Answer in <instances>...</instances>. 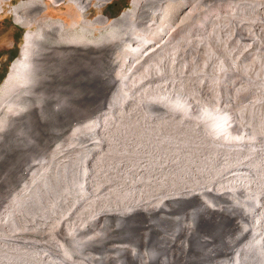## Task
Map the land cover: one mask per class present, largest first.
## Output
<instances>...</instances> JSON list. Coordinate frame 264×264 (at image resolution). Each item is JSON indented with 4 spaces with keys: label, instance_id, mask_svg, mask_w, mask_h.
<instances>
[{
    "label": "bare ground",
    "instance_id": "obj_1",
    "mask_svg": "<svg viewBox=\"0 0 264 264\" xmlns=\"http://www.w3.org/2000/svg\"><path fill=\"white\" fill-rule=\"evenodd\" d=\"M67 1L74 3L83 13L80 22L71 28L62 19L43 17V12L48 8L46 0L22 1L14 9L16 18L28 28L20 56L13 61L9 75L0 85V163L13 154L12 150L25 147L24 149L29 151L25 145H34V147L48 145V134L41 132L44 133V137H41L42 130L39 128L49 122L45 111L49 110L48 107H52L53 123L58 128L54 129L50 136L59 139V144H56L53 150H49V153L40 150L39 161L31 160L26 163L23 161L24 164L19 165V170L29 171V178L24 180L30 184L31 190L26 188L25 183L18 198L26 200L31 197L30 191L35 190L33 197L36 202L33 206L36 211L24 212L30 216L27 218L31 221L35 217L40 219L43 223L42 227L44 224L47 225L46 221L53 219L48 223V227L54 228V237L42 235L39 239H30L31 242H36H32L31 245L26 236L19 235L18 229L36 230L39 223L35 221V224L30 226L27 219H24L28 225L20 224L19 227L15 222L17 206H19L17 201L9 199L1 202L0 247L1 245L4 249L6 247V251L3 250V254L0 255V264H173V262L179 264L176 260H187L195 255L208 256L210 264H264V131L259 125L257 126L262 122L264 125V121L255 123L253 120H244L246 112L243 114L244 110L242 113L237 110L242 106L238 107L234 100L228 97L232 92L229 94L226 92L228 95L221 100L212 99V95H215L213 93L209 97L202 92L203 95L194 93L190 88V91L188 88V91H185L186 88L177 90L179 87L176 86L175 89L172 87L174 66L176 68L181 66H178L180 64L176 66L178 60L175 53L170 54L167 48V45H170L169 41L175 42V40L166 16L171 5L176 1L180 3L179 0H132V6L113 19L103 13H99L94 18L88 17V10L92 6L101 9L110 0H52L53 3ZM188 2L182 7V12L185 14L205 1ZM256 2L251 5L264 6V2L259 3L257 0ZM179 5L175 8H180ZM171 9H174L173 5ZM179 11L181 10L178 9V13ZM213 11L208 14L211 16L209 20L216 24L223 11L218 4H215ZM241 12L238 17L246 18L252 14ZM236 17H232L231 28H234L235 34L244 36L246 33L240 24L241 20ZM251 17L256 23L258 22V25L264 24V16ZM227 21L223 23L227 24ZM34 23L37 24L36 28H32ZM208 27L198 28L199 35H197L204 37V40H201V37L195 43L194 40L189 45L182 44L183 47H187L182 52L184 66L181 69L184 71L188 61L192 64L188 67L189 71L194 74L195 70H200L201 67L199 65L197 69L194 58H198L203 47L213 45L222 50L225 47L226 42L224 41L223 45L220 33L225 27L221 31L217 30L218 26L215 31L211 28L209 30ZM231 28H225L227 34L231 33ZM177 33L179 36V32ZM194 38L196 39V36ZM176 41H179L178 38ZM262 43L257 37L256 54L259 52L262 54V50L264 51ZM246 45H248L246 42L235 41L231 50L225 49L227 63L224 61L220 65L224 69L230 66L235 71L242 70L248 73L250 70L246 62L249 60L246 59L247 56H241L244 50L241 48ZM173 47L174 45L170 47L171 50ZM173 51L176 52L175 49ZM258 59L262 58L258 57ZM93 60L99 63V71L94 69L97 64L92 65ZM252 61H255L254 58ZM252 65L249 63V66ZM206 66L210 68L209 65ZM179 74L183 75L184 72ZM73 75L77 76L76 79L80 78V75L83 76L82 79H77L78 86L82 85L81 89L88 86L96 90L97 94L103 92L102 98L89 110L87 106L79 107L77 103L80 101L71 98L72 93L71 96H65L56 92L61 78L73 77ZM226 76L228 77L229 74ZM181 79L187 78L181 76ZM241 80L248 81V84L251 82L260 88L258 90L262 89L264 94V81L257 82L248 77H243ZM230 83L226 84L229 86L226 88H235L232 86L234 83ZM49 89L52 91H50L51 95L55 96L53 101L48 99L51 96H48ZM223 93L225 94L224 91ZM76 100L78 102L75 105L73 102ZM254 103L253 106L256 105ZM87 111H89L87 115L94 113L93 120L83 119L87 116L85 115ZM74 113L78 114L74 115ZM74 120L78 121L74 123ZM174 124L188 125V128L196 133L192 138L196 137L203 142L207 140L208 144L187 145L188 141L185 145H175V143L169 145L167 140L172 134L169 132L174 129L172 127ZM23 126H26V130H23ZM30 127L35 129L34 136L29 131ZM87 127L90 128L89 133ZM180 127L182 128L181 125ZM86 132L88 134H85ZM192 138L189 140L191 141ZM101 139L106 144L101 145ZM90 141L96 143L92 142L93 145L89 146ZM76 142L79 145H87L86 149L75 150L71 145ZM210 142L214 145H210ZM66 148L68 150H65ZM81 151L85 152L87 157L84 158L82 167L79 164L77 171L76 156ZM110 152L121 155L120 162L116 165L110 161V158H114ZM128 153L134 154L132 157H135L136 166ZM97 157L103 159V162L96 160ZM96 167H98L97 172ZM80 168L83 172L77 174ZM92 169L96 175L93 174ZM107 176L113 178L115 183ZM8 178V174L5 173L0 179V186L6 185L10 179ZM68 185L81 187L82 190L80 199L75 196L77 200L74 202V209L68 207L70 203L67 205L74 196V193L71 194L74 188L68 194L64 193L63 197L56 196L57 191L68 188ZM26 189L28 190L25 191ZM51 195H55V198H51ZM110 196L113 197L112 205L109 204L111 199H107ZM97 204L102 205L100 207ZM85 206L86 208L90 206L93 212L85 215L88 218L80 222L81 220L78 221L74 215L79 209L83 212ZM65 207L69 210L66 215L61 213L62 208L66 209ZM204 227L214 232L213 237L217 239L215 243L202 241L196 230ZM46 228L43 227L40 232H46ZM4 229L15 236L11 235L12 238H8ZM120 235L136 237L135 239L139 241L143 239L147 248L141 246L139 241L135 246L116 245L115 242L114 245L111 239ZM192 238L195 241L191 242ZM14 240H22L28 247L15 244ZM29 247L37 254L24 252L28 251ZM88 248L91 251L87 252ZM96 248H101L104 252L95 255L93 250ZM73 251L80 253L84 258H73ZM83 251L86 253L84 256L81 254ZM109 251H114L115 254ZM84 260H88V263Z\"/></svg>",
    "mask_w": 264,
    "mask_h": 264
},
{
    "label": "rangeland",
    "instance_id": "obj_2",
    "mask_svg": "<svg viewBox=\"0 0 264 264\" xmlns=\"http://www.w3.org/2000/svg\"><path fill=\"white\" fill-rule=\"evenodd\" d=\"M22 1H28V0H0V14H6V15H8L9 17H12V18H14L17 22H20L17 18H16V16H15V6L16 5H18L20 2H22ZM188 1H190V2H188ZM197 0H195L194 2H196ZM205 2L204 3H202V4H200V5H197V6H195L194 8H192V10H191V12H186V14H185V12H182V7H183V4L185 3V2H188V3H192L193 1L192 0H183V2H182V0H179V2L180 3H178L177 1H176V3H174V4H172L173 5V7H174V9L172 10L171 8H172V5H171V7H170V9H169V12H167L168 14H167V16H166V19L168 20L167 22L170 24V26H171V30H172V35H173V39L175 40V42H173V40H171V41H169L170 42V45H167V48H168V50H170V54H173L174 55V53H175V56H176V60H178L177 61V63H176V66H177V64H180V65H178V66H181V68H183V66H184V64L182 63V61H183V54H182V52L183 51H185L186 49H187V47L185 48V47H183V46H186V43L189 45V43H191V41H192V43H193V41H194V43L196 42V41H199L200 39H201V37L202 36H198L199 34H198V28L200 29L201 27H208V29L209 30H211V29H214L213 31H215V29H216V26H218V31H221L224 27L226 28V29H228V27L229 28H231V22H232V17L233 18H235L236 16V18H238V19H240L241 21H240V24H241V26H242V28H243V30H245V33H246V35H244V36H239V35H237V34H235V32H233L234 31V28H231V33H228L227 34V30L224 28V30H222L220 33H221V39H222V43H223V45H224V43H225V47L223 48V50L225 51V49L227 48L228 50L230 49H232L233 47H234V43H235V41H241V42H243V43H245L246 42V44H248V45H246L245 47H247V48H245L244 46H242V48L241 49H244L243 51H245V52H241V56H244L245 55V57H246V59L247 60H249V61H247L246 63L248 64V67H249V70L251 71H249L250 73H252V74H250L249 72L248 73H246V72H244V71H242V70H237V71H235V69L233 70V68H231L230 66L228 67V68H225L224 69V67L222 66V65H220V64H222L221 62H224L225 61V63H227V61L228 60H226L227 59V51H225V52H223V50L221 49V48H219V49H217L215 46H213V45H210L209 47H207V46H205V47H203L202 48V50L200 49V53L198 54V58H194L195 60V63H197L196 64V67H197V69H198V66L199 67H201L200 68V70H195V73L193 74V72H191V71H189V68L188 67H190V66H192V64L190 63V61H188L187 63H186V65H185V67H186V70L184 71V69H181L180 67H175L174 66V70H175V72H174V80L171 82L172 84V87L175 89V87L177 86V87H179V88H177V90H185V88H186V90L185 91H188V89L190 88L191 89V91H194V93H198V94H200L201 92L205 95H207V96H209V97H211V95H212V93L213 94H215V95H212V99L214 98V99H216V98H218V99H221V100H223L230 92H232V93H230L229 95H228V97H230L231 99H232V101L238 106V107H240V106H242V107H240V109H237L238 111H240L241 113H242V110H244L243 112V114H245V112H246V114H245V118H244V120H253V121H255V123H257V121L259 122H261V121H264V119H262V118H264V107H262V106H264V104H262L263 102H264V94H263V91H262V89H261V91L260 90H258V89H260L259 87H257V86H255V85H253L251 82H249V84H248V81H245V80H241L243 77H248V78H251L252 80H254V81H257V82H263L264 80V62L262 63V60L264 61V55H262V54H264V51L262 50V54H261V52H259V54H256V52H257V49L255 50V48H258V47H256L257 45H256V40H257V37H258V39H260V41H261V43L262 44H264V27H263V25L264 24H260L259 23V25H258V22L256 23V21L255 20H253V18L251 17V16H257V17H262V16H264V14H263V12H264V6L262 7V6H259L258 7V5L256 6V5H251V4H256L257 2H256V0H231V2L229 1V0H204ZM209 1V2H208ZM225 1V2H224ZM234 1V2H233ZM241 1H242V4H241ZM251 1H253V2H251ZM259 3L261 2V3H263L264 2V0H257ZM46 2L48 3V8L43 12V17L44 18H55V19H62V20H64V22L67 24V26L68 27H75V25H77L79 22H80V20H81V18H82V16H83V13H81V11H79V9H78V7L74 4V3H71V2H61V3H53L52 2V0H46ZM193 2V3H194ZM220 2V3H219ZM239 2H240V4H239ZM250 2V3H249ZM206 3V4H205ZM235 3V4H234ZM247 3V4H246ZM176 4V5H175ZM180 4V5H179ZM215 4H218L219 5V8L224 12H226L228 9V11L225 13L224 12V14H223V12L221 13V18L219 19V21L218 22H215L216 24H214V23H212V22H210V20H209V18L211 17V16H209L208 14H209V12H214L213 11V8L215 7ZM233 4V5H232ZM264 4V3H263ZM179 5V7L180 8H175V7H177ZM182 5V6H181ZM193 5V4H192ZM202 5V6H201ZM210 5V6H209ZM231 5V6H230ZM132 6V0H110V1H108L101 9H98V8H96L95 6H92L91 8H90V10H88V12H89V14H88V17L89 18H94L96 15H98L99 13H103V14H105V15H108V17L110 18V19H113V18H115V17H118L119 16V14H121L122 13V11H124V10H126L127 8H129V7H131ZM243 6V7H242ZM250 6V7H249ZM257 8H256V7ZM234 7V8H233ZM247 7V8H246ZM210 8V9H209ZM224 8V9H223ZM250 10H249V9ZM260 10H259V9ZM263 10H262V9ZM177 10V11H174V10ZM178 9L179 10H181V11H179V13H178ZM194 9V10H193ZM199 9V10H198ZM231 9V10H230ZM254 11H253V10ZM258 9V11H256V10ZM246 10H247V12H246ZM174 11V12H173ZM207 11V12H206ZM241 11H245V14L246 13H249V14H251V16H247L246 18L245 17H243V16H239L238 17V15H239V13L241 12ZM250 11H252V12H250ZM262 11V12H261ZM175 12H177V13H175ZM197 12V13H196ZM257 12H259V13H257ZM174 13V14H173ZM237 13V14H236ZM242 13V12H241ZM256 13V14H255ZM176 14V15H175ZM200 16H199V15ZM207 14V15H206ZM226 14V15H225ZM231 14V15H230ZM233 14V15H232ZM235 14V15H234ZM173 15H175V17H173ZM262 15V16H261ZM198 16V17H197ZM170 17V18H169ZM180 17V18H179ZM202 17V18H201ZM222 17H223V19H222ZM185 18V19H184ZM195 18V19H194ZM230 18V19H229ZM249 18V19H248ZM207 19V21H205ZM225 19V20H224ZM243 19V20H242ZM251 19V20H250ZM182 20H184V21H182ZM201 20H203V21H201ZM222 20V21H221ZM225 21V23H226V21L228 22L227 24H225V23H223L224 21ZM193 21V22H192ZM196 21V22H195ZM201 21V22H200ZM247 21V22H246ZM249 21H251V22H249ZM177 22V23H176ZM180 22H181V24H180ZM185 22V24H183ZM204 22V23H203ZM255 22V23H254ZM21 23V22H20ZM222 24V25H220V24ZM252 23V24H251ZM22 24V23H21ZM179 24V25H178ZM183 24V25H182ZM187 24V25H186ZM188 24H190V25H188ZM208 24V25H207ZM213 24V25H212ZM245 24V25H244ZM23 26H21L22 27V33L24 34V32L26 33V30H27V26H25L24 24H22ZM174 25H176V26H174ZM178 25V26H177ZM194 25V26H193ZM225 25V26H224ZM210 26H212V27H210ZM261 26V27H260ZM37 27V24L36 23H34L33 25H32V28H36ZM176 27V28H175ZM215 27V28H214ZM254 27V28H253ZM260 27V28H259ZM211 28V29H210ZM253 28V29H252ZM188 31H186V30ZM258 29V30H257ZM197 32H196V31ZM254 30V31H253ZM189 31H191V33L189 32ZM225 31V32H224ZM252 31V32H251ZM257 31H259V32H257ZM260 31H261V33H260ZM175 32V33H174ZM177 32H179V36H178V33ZM195 32V33H194ZM222 32H224V34L222 33ZM257 32V33H256ZM98 33V32H97ZM249 33H251V34H249ZM22 34V36L20 37L21 38V46H20V50H19V53H18V55H17V57H16V59L20 56V53H21V50H22V47H23V44H24V42H25V38H24V35ZM184 34V35H183ZM191 34V35H190ZM198 34V35H197ZM258 34V35H257ZM260 34V35H259ZM183 35V36H182ZM190 35V36H189ZM226 35V36H225ZM237 35V36H236ZM175 36L178 38V40L179 41H176L177 40V38H175ZM191 39V38H193L192 40H190V39H188V37ZM194 36H196V39L194 38ZM230 36V37H229ZM263 36V37H262ZM184 37V38H183ZM229 37V38H228ZM233 37V38H232ZM240 37V38H239ZM261 37V38H260ZM181 38V39H180ZM198 38H200V39H198ZM238 38V39H237ZM186 39V40H185ZM205 38L204 37H202V39L201 40H204ZM231 39V40H230ZM235 39V40H234ZM263 39V40H262ZM185 40V42H183V41ZM190 40V42H188ZM244 40V41H243ZM248 40V41H247ZM182 41V42H181ZM225 41V42H224ZM228 41V42H227ZM232 41V42H231ZM179 42H181V44L179 43ZM254 42V43H253ZM173 43H175V44H173ZM229 43H230V45H229ZM252 43H253V46H252ZM172 44V45H171ZM177 44H179V45H177ZM182 44H183V46H182ZM232 44V45H231ZM174 45V47H173V49L171 50V48L170 47H172ZM251 45V46H250ZM169 46V47H168ZM228 46V47H227ZM233 46V47H232ZM176 47H178V48H176ZM207 47V48H206ZM249 47V48H248ZM254 47V48H253ZM170 48V49H169ZM183 48V49H182ZM204 48L206 49V50H204ZM210 48V49H209ZM253 48V49H252ZM175 49V51L176 52H174L173 50ZM177 49V50H176ZM182 50V51H181ZM221 50H222V52H221ZM248 50V51H247ZM172 51V52H171ZM203 51V53H201ZM215 51V52H214ZM217 51V52H216ZM247 51V52H246ZM252 51V52H251ZM255 51V53H253ZM221 52V53H220ZM181 55H180V54ZM214 53H216V55H218L217 57H216V55H214ZM219 53V54H218ZM244 53V54H243ZM248 53V54H247ZM177 54V55H176ZM213 54V55H212ZM226 54V55H225ZM254 54V55H253ZM222 55V56H221ZM256 55V56H255ZM259 55V56H258ZM262 55V56H261ZM211 56V57H210ZM214 56V57H213ZM225 56V57H224ZM253 56V57H252ZM260 58H262L261 60L260 59H258V57ZM179 57H180V59H179ZM182 57V58H181ZM223 58V61H222V58ZM221 58V59H220ZM249 58H251V60L249 59ZM253 58H254V60L255 61H252L253 60ZM15 59V60H16ZM201 59H203V60H201ZM213 59H215L214 61H213ZM219 59V60H218ZM234 59V58H233ZM14 60V61H15ZM175 60V61H176ZM208 62H207V61ZM210 60V61H209ZM220 62V63H218V61ZM256 60H258V61H256ZM197 61V62H196ZM199 61H200V63H199ZM204 62V64L202 63V62ZM253 63H252V62ZM207 62V63H206ZM210 62V63H209ZM213 62V63H212ZM215 62H217V63H215ZM182 63V64H181ZM190 65H189V64ZM249 63H250V65H252V66H249ZM95 64H97L95 67H94V69L95 70H97V71H99V63L97 62V60L95 61V60H93L92 61V65H95ZM189 66H188V65ZM214 64V65H213ZM201 65H203V66H205V67H203V66H201ZM206 65H209L210 66V68L208 67V66H206ZM213 65V66H212ZM216 65V66H215ZM219 65H220V67H219ZM258 65H261L262 67H260V66H258ZM12 66V65H11ZM258 66V67H257ZM213 67V68H212ZM216 67H217V70H216ZM259 67H260V69H259ZM219 68H220V70H219ZM252 68V69H251ZM258 68V69H257ZM177 69V70H176ZM178 69H180V71L178 70ZM209 69H211V70H209ZM215 70L217 73L215 74V71H212V70ZM222 69V70H221ZM228 69V70H227ZM260 70V71H259ZM10 71H11V67H10V69H9V72H8V74H7V76L9 75V73H10ZM176 71H177V73H176ZM179 71V72H178ZM188 71L190 72V74L188 73ZM197 71V72H196ZM210 71V72H209ZM219 71H220V73H219ZM231 71V72H230ZM233 71V72H232ZM256 71V72H255ZM257 71H259V73H261V74H259ZM180 72H184V74H185V76H184V74L182 75V74H179ZM186 72V73H185ZM199 72V73H198ZM203 73V74H205V75H203V74H201V73ZM208 72V73H207ZM223 72V73H222ZM197 73V74H196ZM212 73V74H211ZM227 73V74H226ZM231 73V74H230ZM232 73H234V74H232ZM238 73V74H237ZM242 73H244V75L242 74ZM253 73H256V74H253ZM179 74V76H177V78H176V75H178ZM215 74V75H214ZM221 74V75H220ZM229 74V76L227 77L226 75H228ZM249 74V75H248ZM194 75H196L195 77H194ZM211 75V77H209ZM214 75V76H213ZM233 75V76H232ZM236 75L238 76V77H236ZM254 75H256V76H254ZM258 75H260V76H258ZM262 75V76H261ZM7 76L5 77V79L0 83V85H2L4 82H5V80H6V78H7ZM181 76H182V78L184 77V79H186V80H183V79H181ZM187 76V77H186ZM198 76V77H197ZM76 75H73V77L71 76H69V77H65L64 79H62L61 78V80H60V82L58 83V85H62L61 87L59 86V88L57 89V93L58 94H64L65 96L66 95H70L71 96V93H72V95L73 96H71V98H73V99H78L79 101H80V103H77L78 102V100H76V101H74L73 102V104H75L76 105V103H77V105L79 106V107H81V106H87L88 107V110L89 109H91L92 108V106H94V104H96L95 102H97V100H100L101 98H102V94H103V92L102 93H98L97 94V91L96 90H93L91 87L89 88L88 86L85 88V89H81V86L82 85H79L78 86V80H80V78L82 77L83 78V76L82 75H80V78H77L76 79ZM209 77V78H208ZM219 79H218V78ZM235 79H233V78ZM254 77V78H253ZM81 78V79H82ZM86 79L88 78V77H85ZM178 78H180V80L178 79ZM199 78V80L201 79V78H203V79H201L200 80V83H199V80H197ZM214 78V79H213ZM215 78H217V80L215 79ZM230 78H232L231 80H230ZM258 78H260V79H258ZM210 79H213V80H210ZM77 80V81H76ZM176 80V81H175ZM198 82H197V81ZM260 80V81H259ZM178 81H180V82H178ZM183 81V82H182ZM194 81H195V83H194ZM201 81H203V82H201ZM207 81H211V82H207ZM225 81V82H224ZM228 81H232L231 83H234V85H232L233 87L235 86V88H226V87H229L228 85H226L227 83H230V82H228ZM235 81V82H234ZM236 81H239V82H236ZM69 82V83H68ZM175 82V83H174ZM214 82V83H213ZM216 82H217V85H216ZM247 82V83H246ZM188 83V84H187ZM204 85V87H203V85ZM207 85H206V84ZM220 83V84H219ZM230 83V84H231ZM244 83V84H243ZM246 83V84H245ZM175 86H174V85ZM185 84H186V86H185ZM193 85V87H192V85ZM197 86H195V85ZM209 84V85H208ZM212 84V85H211ZM223 84V85H222ZM239 84V85H238ZM180 85V86H179ZM223 87H222V86ZM252 85H253V87H252ZM75 86V87H74ZM208 86V87H207ZM216 86V87H215ZM220 86V87H219ZM238 86H239V88H238ZM244 87V86H246V88H242V87ZM252 88H251V87ZM103 87V86H102ZM183 87V88H182ZM212 87V88H211ZM219 87V88H218ZM249 87H250V89H249ZM76 88V89H75ZM78 88V89H77ZM182 88V89H181ZM188 88V89H187ZM198 88V89H197ZM204 88H206V89H204ZM208 88V89H207ZM222 88V89H221ZM240 88H242V89H240ZM247 88H248V90H247ZM64 89V90H63ZM80 89H81V91H80ZM190 89H189V91H190ZM202 89V90H201ZM218 90V92H217V90ZM238 89V90H237ZM239 89L241 90V92L239 91ZM245 89V90H244ZM253 89V90H252ZM199 90V91H198ZM210 90V91H209ZM212 90V91H211ZM228 90V91H227ZM243 90V91H242ZM49 92H48V96H50L51 95V93H50V89L48 90ZM61 91H63V92H61ZM204 91V92H203ZM219 91H221V92H219ZM223 91L225 92V94L223 93ZM236 92V94H235V92ZM253 92V93H251V92ZM52 92V91H51ZM61 92V93H60ZM67 92V93H66ZM76 92V93H75ZM79 92V93H78ZM94 92V93H93ZM209 92H211V93H209ZM228 94H227V93ZM70 93V94H69ZM201 93V95H203ZM237 93H239V95L237 94ZM211 94V95H210ZM217 94V95H216ZM221 95L220 97H219V95ZM250 94V95H249ZM259 94V95H258ZM102 95V96H101ZM231 95V96H230ZM239 97H238V96ZM252 95H254V96H252ZM256 95V96H255ZM101 96V97H100ZM216 96H218V97H216ZM223 96V97H222ZM225 96V97H224ZM250 96V97H249ZM260 96V97H259ZM263 98H262V97ZM258 97V98H257ZM48 98V97H47ZM246 98V99H245ZM253 98V99H252ZM260 98H261V100H260ZM49 99V101H53L54 99H55V96H53V94L48 98ZM81 99V100H80ZM248 99V101H246ZM257 99V100H256ZM83 100V101H82ZM235 100H237V101H235ZM239 100V101H238ZM243 100V101H242ZM250 100H252V101H250ZM254 100V101H253ZM48 101V100H47ZM241 101V102H240ZM246 103H245V102ZM260 103H259V102ZM248 102V103H247ZM252 102V103H251ZM253 102H255L254 104H256V105H252L253 104ZM241 103V104H240ZM249 103H251L250 105H249ZM243 104V105H242ZM260 104H262V106L260 105ZM250 107H249V106ZM246 106V107H245ZM237 107V108H238ZM252 107V108H251ZM256 107H257V109H256ZM261 107V108H260ZM243 108V109H242ZM245 108V109H244ZM246 108H248V110L250 111L251 110V112L249 113V111L246 109ZM249 108H251V109H249ZM260 108V109H259ZM48 111H45V113H46V116L49 118L48 119V123L46 124V126H43V127H41V128H39V130H42V131H40V136L41 137H44V133H42L41 134V132H46L47 134H48V145H35V147H34V145H25V146H27V148L29 149V151H26L24 148L25 147H23V148H20V149H18V150H15V151H11V153H13L12 155H10V156H8L6 159H4V161H2L0 164V179H1V177L3 176V175H5V173L6 174H8V176H9V180L7 181V183H6V185H4V186H0V203L1 202H5V201H7V200H16L17 201V203L19 204V206H17L18 208H17V211H18V213H17V216H16V220H15V222H16V224H18L19 225V227H21V226H25V225H28L27 223L29 222V225L30 226H32V224L34 225L35 223V221H36V223H39L38 224V226H36V227H38V229H36V230H34V229H27V228H24L23 230H22V228H20V229H18V233H19V235L20 236H26L25 238L26 239H28L27 241L32 245L33 243H36V242H34V241H32L31 242V240L30 239H39V238H41L42 237V235L45 237L46 235L48 236V237H50L51 236V238L52 237H54V228H49L48 226H49V222L50 221H52L51 219L49 220V222L48 221H46L47 222V225L46 224H44V226L43 227H48V228H46V232H44V233H42V232H40V231H42V221H40V219H38L37 217H35V218H33L32 219V221L30 220V219H28V218H30V216H28L27 215V213H25L24 211L25 210H27L28 212H35L36 211V209L34 208V204H35V202H36V200H34V193H35V190H33L32 189V191H30V198H28V199H24V200H22V199H19L20 198V191L22 192V188H23V186L22 185H24L27 181V178H29V171H22V170H19V165L20 164H24V163H26V162H30L31 160L33 161V162H37V161H39L38 160V157H39V154H40V150L43 152V153H46V151H47V153H49L50 151L49 150H53L54 149V147L56 146V144L58 145L59 143V139H55V137L53 136H50L51 135V133H53L54 132V129H56V128H58V127H56L55 125H54V123H53V110H52V107H48ZM77 109H78V107H77ZM258 109H259V111H258ZM102 111H103V109H101ZM100 110V111H101ZM246 110V111H245ZM253 110H254V112H255V114H254V112H253ZM78 110H76V112H77ZM88 112L89 111H87V113L85 114V115H87L88 114ZM257 112V113H256ZM262 112V113H261ZM249 114V116H248V114ZM78 114V113H77ZM77 114H75L74 113V115H77ZM91 114H93V115H87V116H85L83 119H85V120H93L94 119V113H91ZM252 114V115H251ZM250 115H251V117H250ZM248 116V118H246ZM82 118H79L80 120L82 119ZM249 118H251V119H249ZM260 118V119H259ZM50 119H52V120H50ZM75 121L77 122L78 120H74V123H75ZM73 122V121H72ZM250 123H251V121H249ZM254 123V122H253ZM263 125V122L262 123H258L257 124V126L259 125L260 127L259 128H261V130L262 131H264V125H263V128H262V125ZM179 125V126H178ZM177 126H178V129L176 128L177 126L174 124V125H172V127L174 128V129H172V131L173 130H175V131H173L174 133H176L175 135L173 134V132L170 130V136H169V138H168V144L169 145H173L174 143H175V145H185V144H187L186 142H188V144L187 145H200L201 143V145H207L208 144V142L209 141H207V140H205L204 142H203V140H200L199 141V139L198 138H196V137H194V138H192V136H195L196 135V133L193 131V129H191L190 127L188 128V125L187 126H185V125H183V124H178ZM180 125L182 126V128L180 127ZM176 126V127H175ZM24 127V126H23ZM23 127H21V128H23ZM53 129H52V128ZM181 128V129H180ZM186 128V129H185ZM190 129V130H189ZM23 130H26V126L23 128ZM29 131L31 132V134L34 136L35 134V129H33V128H29ZM87 132L89 133L90 132V128H88L87 127ZM85 133V134H88V133ZM181 134H180V133ZM184 134H186V135H184ZM191 134V135H190ZM177 135V136H176ZM180 135V136H179ZM171 136H173V137H171ZM186 136H188V137H186ZM116 137V136H115ZM115 137H113L114 139H115ZM176 137V138H175ZM180 137H181V139H180ZM186 137V138H185ZM192 138L191 139V141L189 140L190 138ZM51 138V139H50ZM53 138V139H52ZM112 138V137H111ZM184 138V140L182 141V139ZM170 139H171V141H170ZM175 141V139H176V141L178 142H174L173 140ZM194 139V141H192ZM53 140V141H52ZM122 140H123V138H122ZM91 143H90V145L89 146H92L93 145V143H96L95 141H90ZM93 142V143H92ZM115 142H118V143H120L119 141H115ZM183 142H184V144H183ZM197 142H199V143H197ZM100 144L101 145H104V144H106L105 143V141L104 140H100ZM210 145H214V143H212V142H210L209 143ZM61 145H63V144H61ZM70 146V145H69ZM71 146H73L74 148H75V150H81V148L83 149V150H85L86 149V147L85 146H87V145H85V144H77V142L74 144V145H71ZM36 147H40L39 149H37ZM45 150H44V149ZM24 149V150H23ZM65 150H68V148H66ZM23 151H25V152H23ZM39 151V152H38ZM15 152V153H14ZM120 152H122V151H120ZM119 152V153H120ZM82 153V154H81ZM81 153H79V155L78 156H76V161H77V164H76V166H78V168L77 167H75L76 168V170L78 171V169H79V167H80V165H81V167L83 166V163H84V158H86L87 156H86V154H85V152H82L81 151ZM84 154V155H83ZM110 154L112 155V156H114V158L113 159H111L110 158V161H113L114 163H115V165L117 164V162H120V159H119V157L121 156L120 154H115V152H110ZM30 155V156H29ZM127 155V154H126ZM134 154L133 153H128V156L130 157L131 156V158H132V162L134 163V165L136 166V160H135V157H132ZM13 156V157H12ZM80 156V157H79ZM116 156V157H115ZM83 159H82V158ZM11 158H13V159H11ZM20 159V160H19ZM75 159V157L73 158V160ZM96 160H98V161H101V162H103V159L101 160L99 157H97L96 158ZM11 161V162H10ZM13 161V162H12ZM23 161H24V163H23ZM64 161H67V159L65 160L64 159ZM116 161V162H115ZM105 162V161H104ZM10 163V164H9ZM106 163V162H105ZM18 164V165H17ZM80 164V165H79ZM99 165H100V163H98ZM114 165V166H115ZM111 166H113V165H111ZM17 167V168H16ZM10 169V170H9ZM12 169V170H11ZM89 169H91V168H89ZM4 170V171H3ZM97 170H98V167H96V169H95V171L97 172ZM3 171V172H2ZM9 171V172H8ZM13 171V172H12ZM19 171V172H18ZM82 170H81V168H80V171H79V173H77V174H81L82 172H81ZM94 170L92 169V172H93ZM94 171V173L93 174H95L96 175V172ZM101 171V169H100V167H99V172ZM17 172V173H16ZM19 173V174H18ZM22 173V174H21ZM17 175V176H16ZM101 175H104V174H101ZM11 177H13L12 179H11ZM103 177H106V176H103ZM107 178H109L111 181H115L113 178H111V177H108L107 176ZM21 179V180H20ZM24 179H26V180H24ZM72 180H73V178H72ZM10 181V182H9ZM13 182V183H12ZM100 182H101V180H100ZM115 183V182H114ZM167 183H169V182H167ZM102 184V183H101ZM77 185V184H76ZM26 188H29L30 189V184H27L26 183ZM27 186H29V187H27ZM69 187L68 188H66L65 187V189H61V191H57L56 192V196H58V197H63L64 195V193H67L68 194V192L70 191V190H73V188H74V190L73 191H71V194H73L74 196H72L71 197V199H70V202H67V205L70 203V205H68V207L70 208V209H74V202H76V197L77 198H79L80 199V197H81V193H82V190H81V187H78V186H72L71 187V185H68ZM101 186V185H100ZM3 187V188H2ZM43 187H45V185L43 186ZM2 188V189H1ZM42 188V187H41ZM11 189V190H10ZM8 190H9V192H8ZM28 189H26L25 191H27ZM31 190V189H30ZM76 190V192H74ZM81 192V193H80ZM57 193L59 194V195H57ZM15 194V195H14ZM13 196V197H12ZM17 196V198H15ZM34 196V197H33ZM76 196V197H75ZM19 197V198H18ZM51 198H55V195L53 196V195H51L50 196ZM111 197V198H110ZM109 198H107V199H111L110 201H109V204H111L112 202V199H113V197L112 196H110ZM45 199V198H44ZM18 200H22V202H18ZM25 201V202H24ZM21 203V204H20ZM23 203V204H22ZM113 204V203H112ZM111 204V205H112ZM97 205H99V204H97ZM102 205V204H101ZM101 205H99L100 207H101ZM91 206V205H90ZM90 206H87V208H86V206H85V208H83V210L85 211H83L82 212V209H79V210H77V213H75V215H74V218H76L78 221H80V222H83L82 221V219L83 220H85V218L87 219L88 218V216H85V215H89V213L90 212H93V209L90 207ZM89 207V208H88ZM96 207V206H95ZM0 208H2V207H0ZM30 208V209H29ZM66 208V207H65ZM98 208V207H97ZM103 208H105V207H103ZM87 209V210H86ZM89 209H90V211H89ZM96 209V208H95ZM92 210V211H91ZM68 211L69 210H67V208L66 209H64V208H62V214H68ZM79 211H80V213H79ZM66 212V213H65ZM82 213V215H79V214H81ZM30 214H32L33 215V213H30ZM79 216V217H78ZM28 217V218H27ZM57 217H59V215H57ZM18 218V219H17ZM27 219V221L28 222H26L25 220ZM37 219V220H36ZM80 219V220H79ZM24 220V221H23ZM25 222H26V224H25ZM31 223V224H30ZM41 223V224H40ZM84 223L87 225V222L86 221H84ZM20 224H21V226H20ZM40 229V230H39ZM5 230V229H4ZM39 230V231H38ZM196 232L200 235V238L202 239V241H211V243H215V241H217V239L216 238H214L213 236H214V232L212 231V230H210V228H208V227H204V228H201V229H198V231L196 230ZM205 232V233H204ZM42 233V234H41ZM166 234V233H165ZM212 234V235H211ZM0 235H1V231H0ZM5 235H7L8 236V238H12V236H15V235H12V234H10V233H8V231L7 230H5ZM12 235V236H11ZM41 235V236H40ZM11 236V237H10ZM207 236V237H206ZM128 237H129V239H128ZM122 236V235H120V236H115V237H113V240L111 239V242L114 244V242L116 243V245H130V246H135V244H137L136 242L137 241H139L138 239H135L136 237H130V236ZM216 237V236H215ZM118 238V239H117ZM135 239V240H134ZM0 240H1V238H0ZM142 241H139V243H140V245L141 246H145V244H144V240L143 239H141ZM14 241H16L15 242V244L17 243L18 245L19 244H23L24 246H26V247H28L22 240H14ZM21 241V242H20ZM193 241H195V239H191V242H193ZM20 242V243H19ZM123 242V243H122ZM111 243V244H112ZM122 243V244H121ZM157 242H155V244H156ZM115 245V244H114ZM157 245H158V243H157ZM2 247H0V255H2L3 254V250L4 251H6V247H5V249H4V246L3 245H1ZM146 248H147V245L145 246ZM98 249V250H97ZM7 250H12V249H7ZM89 250L91 251V249L90 248H88L87 249V252H89ZM149 250V249H148ZM101 251V252H100ZM24 252H26V253H28V254H33V255H36L37 253H36V251H34V250H32L30 247H29V249H28V251H24ZM93 252H94V254L95 255H101L102 254V252H104L101 248H96V249H94L93 250ZM97 252V253H96ZM110 253H112V254H115V252L114 251H109ZM84 253V254H83ZM99 253V254H98ZM82 256H84V255H86V253H85V251H83L82 253ZM72 256H73V258H75V259H82V258H84V257H81V255H80V253L78 254V252H76V251H73V253H72ZM78 256V257H77ZM196 258H198V259H196ZM201 259V260H200ZM188 260V261H187ZM187 260H176L177 262L176 263H179V264H210V259H208V256H206V255H201V256H199V255H195V256H192V258L190 257V258H188ZM85 262H87L88 263V260H84ZM196 261V262H195ZM89 264V263H88ZM173 264H175L174 262H173Z\"/></svg>",
    "mask_w": 264,
    "mask_h": 264
},
{
    "label": "crops",
    "instance_id": "obj_3",
    "mask_svg": "<svg viewBox=\"0 0 264 264\" xmlns=\"http://www.w3.org/2000/svg\"><path fill=\"white\" fill-rule=\"evenodd\" d=\"M21 26L23 25L14 18L0 14V83L7 76L19 53L20 37L23 34Z\"/></svg>",
    "mask_w": 264,
    "mask_h": 264
},
{
    "label": "water",
    "instance_id": "obj_4",
    "mask_svg": "<svg viewBox=\"0 0 264 264\" xmlns=\"http://www.w3.org/2000/svg\"><path fill=\"white\" fill-rule=\"evenodd\" d=\"M24 38H25V32H24ZM14 61V60H13ZM13 64V63H12Z\"/></svg>",
    "mask_w": 264,
    "mask_h": 264
}]
</instances>
